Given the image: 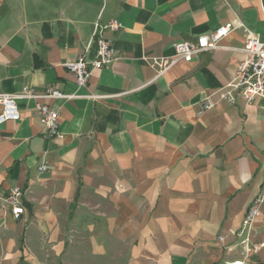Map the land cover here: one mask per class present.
I'll use <instances>...</instances> for the list:
<instances>
[{"label":"crops","instance_id":"obj_1","mask_svg":"<svg viewBox=\"0 0 264 264\" xmlns=\"http://www.w3.org/2000/svg\"><path fill=\"white\" fill-rule=\"evenodd\" d=\"M113 19L117 58L79 87L67 63L92 56L96 25ZM238 21L264 39V0H0V93L73 95L40 100L59 111L60 137H44L31 98L0 124V192L22 187L26 209L0 206V264H41L85 234L126 264H264V217L247 258L233 233L264 186V99L222 98L247 33L159 76L146 60Z\"/></svg>","mask_w":264,"mask_h":264},{"label":"built area","instance_id":"obj_2","mask_svg":"<svg viewBox=\"0 0 264 264\" xmlns=\"http://www.w3.org/2000/svg\"><path fill=\"white\" fill-rule=\"evenodd\" d=\"M120 27L118 19H113L105 26L96 25L93 32V40L96 49L92 56H89L90 46H87L83 53L74 61L67 63V67L76 77L79 87L87 86L94 70L101 69L111 64L116 58V50L112 39L104 35L106 29L115 31ZM242 28L246 33V41L242 48L245 58L238 64L232 81L222 92V98L231 104H236L238 97L244 102L251 103L258 98L264 99V39L250 31L243 22H229L220 27L210 35L198 37L196 40H182L175 45V54L156 58H146L148 63L157 70V75L166 73L177 62L183 60L192 61L199 54L219 47L220 41L235 29ZM59 89L49 87L44 91H37L33 87H25L19 93H0V124L9 120H19L21 117L17 104L19 98H31L37 100L36 109L43 120V135L45 138L60 137L59 111L54 107L41 102L45 98H72ZM264 114V104L261 106ZM41 172L50 169L48 164L39 167ZM24 190L20 186H13L6 192H0V206L8 208L15 217L26 212L23 204ZM264 217V186L261 192L253 199L239 230L233 233L241 238L244 249V256L247 258L251 252L258 251L263 243L255 241V224L258 218ZM224 240L223 235L219 236ZM231 264H245V260H237Z\"/></svg>","mask_w":264,"mask_h":264},{"label":"rangeland","instance_id":"obj_3","mask_svg":"<svg viewBox=\"0 0 264 264\" xmlns=\"http://www.w3.org/2000/svg\"><path fill=\"white\" fill-rule=\"evenodd\" d=\"M78 240L81 242L80 244L76 243ZM74 241V243L69 241L60 254L52 249L41 251V264H126L128 253L126 251H94L88 243L89 238L86 234L75 237ZM72 247L80 249L73 250Z\"/></svg>","mask_w":264,"mask_h":264}]
</instances>
